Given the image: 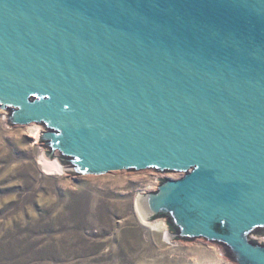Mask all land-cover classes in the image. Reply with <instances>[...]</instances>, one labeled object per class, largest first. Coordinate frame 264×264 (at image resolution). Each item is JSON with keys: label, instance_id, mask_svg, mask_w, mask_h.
<instances>
[{"label": "water", "instance_id": "1", "mask_svg": "<svg viewBox=\"0 0 264 264\" xmlns=\"http://www.w3.org/2000/svg\"><path fill=\"white\" fill-rule=\"evenodd\" d=\"M0 108L76 176L182 173L143 215L264 264V0H0Z\"/></svg>", "mask_w": 264, "mask_h": 264}, {"label": "rangeland", "instance_id": "2", "mask_svg": "<svg viewBox=\"0 0 264 264\" xmlns=\"http://www.w3.org/2000/svg\"><path fill=\"white\" fill-rule=\"evenodd\" d=\"M10 114L0 108V264H219L208 257L237 264L215 242L170 238L165 218L149 220L160 225L156 230L143 225L139 199L182 173L76 176L48 157L39 140L45 126H12ZM44 162L61 170L47 171ZM250 238L264 245V235Z\"/></svg>", "mask_w": 264, "mask_h": 264}, {"label": "bare ground", "instance_id": "3", "mask_svg": "<svg viewBox=\"0 0 264 264\" xmlns=\"http://www.w3.org/2000/svg\"><path fill=\"white\" fill-rule=\"evenodd\" d=\"M40 131V128L39 127H34V128H32V133H34V134H36V135H38V132ZM44 164H45V167H46V169H47V171L49 170V171H53V170H61V166L57 163V162H55L54 164H52L51 162L49 163V162H44ZM139 201H140V199H139ZM140 203V202H139ZM140 206V205H139ZM138 206V204H137V209L139 210V215H141V219H142V221H143V225L145 226V228H149V229H152V230H156V229H158L159 227H160V225H158L157 223H155V222H151V221H149L144 215H143V213H142V211H141V209H140V207ZM140 219V218H139ZM211 259H213L212 261L214 262V261H217V263H219V264H225L226 263V261H227V259H225V258H223V257H218V259H215L214 257L212 258H209L208 257V259L206 258V260L205 261H211ZM228 262V261H227Z\"/></svg>", "mask_w": 264, "mask_h": 264}, {"label": "trees", "instance_id": "4", "mask_svg": "<svg viewBox=\"0 0 264 264\" xmlns=\"http://www.w3.org/2000/svg\"><path fill=\"white\" fill-rule=\"evenodd\" d=\"M169 226H171V229H172V225H171V223H170V220H169ZM173 231H175L174 229H172Z\"/></svg>", "mask_w": 264, "mask_h": 264}]
</instances>
